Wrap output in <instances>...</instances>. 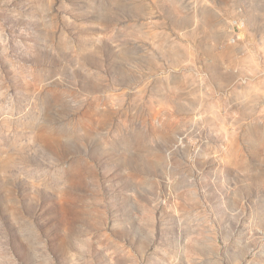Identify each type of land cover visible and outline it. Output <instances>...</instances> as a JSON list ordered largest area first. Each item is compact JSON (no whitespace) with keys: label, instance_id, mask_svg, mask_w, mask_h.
<instances>
[{"label":"rangeland","instance_id":"374dc122","mask_svg":"<svg viewBox=\"0 0 264 264\" xmlns=\"http://www.w3.org/2000/svg\"><path fill=\"white\" fill-rule=\"evenodd\" d=\"M0 264H264V0H0Z\"/></svg>","mask_w":264,"mask_h":264}]
</instances>
